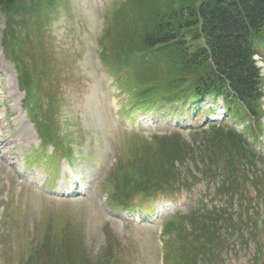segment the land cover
Wrapping results in <instances>:
<instances>
[{"label": "rangeland", "instance_id": "obj_1", "mask_svg": "<svg viewBox=\"0 0 264 264\" xmlns=\"http://www.w3.org/2000/svg\"><path fill=\"white\" fill-rule=\"evenodd\" d=\"M165 3L162 0H15L10 9H0V264H56L61 253L65 261L75 263L76 260V264H101V261L102 264H159L161 245L150 221L142 219L137 224L136 220L109 216L102 206L106 202H123L129 192L135 190L136 183L142 181L141 173L154 182L159 181L162 176L158 169L172 162L180 182L169 179L168 183L189 182L197 172L194 173L196 168L184 149L197 150L199 142L208 138L212 130H185L181 134L154 137L153 134H164L177 126L178 116L185 120L181 126L190 127L187 118L190 113L136 110L131 116L119 117L116 110L127 104L128 95L126 92L116 95L112 77L101 59L105 58L116 68L132 48H142L141 31L155 19ZM7 44H16L14 51L21 49L17 56H21L18 59L23 60L26 68V71L20 69L23 82L14 63L3 53ZM189 50L192 51V47ZM257 50L260 53L256 64L264 94V42ZM175 51L163 50L162 57L135 70L134 79L132 69L123 71L122 81L126 87H132L131 94L139 98L146 86L155 84L156 92L168 90L169 81L175 77L170 65L173 67L179 62L178 51ZM201 70L197 68L191 72L192 76ZM24 91L28 92L27 96ZM112 94L116 97L115 103L111 101ZM31 96L37 99L35 113L41 120L42 113L46 116L44 127L55 141L71 152V168L62 163V169L69 172L67 183L74 187L70 198L63 200L34 189L35 185L42 184L56 189L62 182L52 181L56 173L49 170L51 159L46 155L38 160L34 158L45 149L39 144L37 128L28 120L24 107L25 99ZM218 104L217 101L205 105V109H212L200 112L204 117L200 122L213 118L224 120V109L218 116L214 114ZM261 104L262 115L257 111L259 124L255 121L247 131L244 127L248 121L242 112L227 118L232 120L236 130L252 136L251 143L258 132L262 133L258 142L261 141L264 156V97ZM124 111L126 113L127 109ZM132 128L141 134H132ZM181 151L184 159H181ZM119 152L121 157L116 169L106 179ZM239 152L248 155L246 151ZM59 158L53 159L55 166ZM259 159L256 158L254 165L262 170L264 158L260 163ZM246 168L249 171V165ZM228 172L232 173L230 167ZM244 178L247 184L241 186L248 190L238 199L241 205L249 204L248 214L253 212L256 217L255 212L261 209V217L255 226L251 224L243 229V241L232 240L235 235L231 232L225 234L233 246L224 254L221 264H264V255L258 252V249L264 252V199L256 193L264 191V178H256L251 172ZM218 184L220 188L226 186ZM206 189V185L196 188L200 196ZM176 201L161 200L153 206L152 215L142 217L157 219L159 223L161 217L172 215L176 210L184 212L185 202ZM206 216L191 215L164 229L161 236L165 243L164 264H201L205 260L201 254L198 256L206 245L197 227H202ZM136 217L139 218V214ZM191 230L194 231L193 245L181 247L179 240L184 242L185 234ZM187 250L188 255H185Z\"/></svg>", "mask_w": 264, "mask_h": 264}, {"label": "trees", "instance_id": "obj_2", "mask_svg": "<svg viewBox=\"0 0 264 264\" xmlns=\"http://www.w3.org/2000/svg\"><path fill=\"white\" fill-rule=\"evenodd\" d=\"M14 2L15 0H0V9L8 10ZM163 2L166 3L161 6L155 19L150 21L140 33L142 48L134 47L130 52L141 53L149 50L146 53L154 52V58H152L156 60L163 56L161 53L163 50L171 48L176 50V53L178 51L179 62L177 61L173 67L172 64L170 65L171 73H174L175 77L169 81L168 90L156 92L155 84L146 86L139 96L142 98L161 96L169 99L175 93L179 94L177 97L182 98L197 94L200 96L222 95L229 108L246 113L251 124L247 130L254 126L255 121L259 124L261 99L264 94L261 73L254 55L257 53L255 42L264 37V0H162ZM190 47L192 51L189 50ZM197 68H201V72L192 76ZM208 128L212 132H208V138L199 142L197 150L184 149V153L189 155L196 168L194 173L197 172V174L193 173L191 179H208L217 183L220 178L218 182L226 185L222 187L223 194L229 195L231 199L237 194L243 197L248 190L241 186L247 184L244 176L251 172L256 178L258 176L264 178V168L257 169L254 165L256 158H260L257 161L259 163L264 158L262 151L260 152L255 146V142L262 133L258 132L251 143V135L245 136L243 133L221 125L211 124L199 131H205ZM217 128L222 129L218 131ZM241 150L246 151L248 155L240 154ZM184 153L181 151V159L185 158ZM257 155L261 156L257 157ZM218 156L220 160H217ZM242 159L245 160L241 161ZM247 165H249V171H247ZM229 167L232 173L228 172ZM158 170L162 179L154 182L141 173L139 178L142 181L137 182L135 190H131L127 196L158 193L160 190L175 186L168 183L169 179L174 183L180 181L173 162ZM244 171L247 172L243 173ZM219 175L221 177H218ZM166 179L168 181L165 183ZM233 180L235 182L229 186L228 183ZM257 194L264 199V191L258 190ZM250 200L251 198L248 202ZM215 211L205 213L207 216L204 218L202 227H197V233L203 237L206 245L205 249H200L198 253V256L201 254L205 257L201 264H213L232 244V240L243 238L241 235L243 229L251 224L255 226L257 219L261 216V211L255 212L256 217L252 213L248 214L246 204L245 210H237L234 214L230 211ZM183 232L181 231L182 234ZM193 232L191 230L190 233L185 234L184 242L179 240L181 247L193 245ZM230 232L235 237L228 241L225 234ZM238 232L240 234H237ZM188 252L189 250L185 255H188ZM61 254L57 259L54 258L56 264L65 262L76 264V260L75 263L71 260L65 261V255ZM193 264L196 263L193 262Z\"/></svg>", "mask_w": 264, "mask_h": 264}]
</instances>
